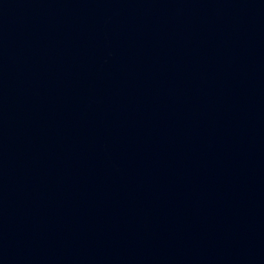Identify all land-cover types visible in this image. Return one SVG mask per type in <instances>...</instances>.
<instances>
[{"label":"water","instance_id":"95a60500","mask_svg":"<svg viewBox=\"0 0 264 264\" xmlns=\"http://www.w3.org/2000/svg\"><path fill=\"white\" fill-rule=\"evenodd\" d=\"M0 264H264V0H0Z\"/></svg>","mask_w":264,"mask_h":264}]
</instances>
